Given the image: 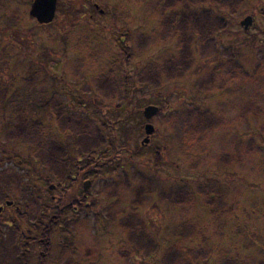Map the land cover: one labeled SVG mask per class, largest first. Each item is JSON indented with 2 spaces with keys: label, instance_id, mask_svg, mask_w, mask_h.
I'll return each mask as SVG.
<instances>
[{
  "label": "rangeland",
  "instance_id": "1",
  "mask_svg": "<svg viewBox=\"0 0 264 264\" xmlns=\"http://www.w3.org/2000/svg\"><path fill=\"white\" fill-rule=\"evenodd\" d=\"M31 1L0 0V87H6V96L10 97L24 83L27 67L33 66L38 70L34 87L56 92L65 105L75 103L82 108L83 112L77 113L85 114L82 117L101 126L105 134L101 150L108 148L82 170L77 187L49 189L39 174L48 175L54 186L58 179L39 161L37 148L9 137L16 121L13 101H0V168L11 166L24 175L29 192L39 195L35 204L49 202V208L70 204L76 200L82 182L90 180L87 197L81 202L85 205L77 208L78 222L69 227L68 233L62 230L65 226L57 225L47 235L51 243L49 258L54 256V264H157L173 243L187 248L213 247L212 254L195 264H217V256L223 253L244 259L243 264H264V0H245L234 13L219 8L218 15L227 19V27L213 37L215 52L203 55L195 44L189 72L163 78L158 86L134 88L130 104L124 98L119 108H114L117 99L97 98L102 105L93 103L96 95L89 91V84L95 74L106 70L110 60L117 63L120 77L134 74L178 50L173 38L140 54L135 52L126 64L121 62L119 34L131 35L128 44L132 48L137 33H153L158 23L154 8L157 0H57L54 18L46 25L29 14ZM94 3L107 13L96 11ZM248 15L252 22L244 30L239 22ZM77 59L87 68L78 66ZM230 59L238 65L240 75L216 86L200 84L206 72ZM22 96L28 101L22 107L26 118L39 119L42 132L55 134L58 125L54 114L48 109L31 108L33 98ZM250 103L257 112L242 117V110ZM147 105L158 107L148 121L142 114ZM188 108L216 114L221 125L181 153L166 119ZM146 122L154 131L149 141L141 144ZM155 150L160 153L159 160L155 159ZM225 155L233 161L222 163ZM118 179L123 181L118 196L96 192L101 182ZM141 182L144 192L136 199ZM216 185L226 206L223 203L214 209L205 200L210 196L201 195L199 190ZM176 188L190 190L191 201L174 204L164 198ZM6 192L10 197L6 199L17 201L19 211L29 218L37 214L35 206H43L28 208L21 194ZM52 195L59 201H53ZM6 199L0 196L1 206ZM129 213L148 225L159 245L156 252L135 251L118 221L110 219L112 214L121 218ZM24 217L18 219L12 208H3L0 214L2 221H13L12 226L20 231L29 230L28 223L34 222ZM183 222L192 226L193 235L175 240L173 227ZM15 227L8 228V237L3 239L9 259L20 246L18 232L12 234ZM33 251L37 253L38 249Z\"/></svg>",
  "mask_w": 264,
  "mask_h": 264
},
{
  "label": "trees",
  "instance_id": "2",
  "mask_svg": "<svg viewBox=\"0 0 264 264\" xmlns=\"http://www.w3.org/2000/svg\"><path fill=\"white\" fill-rule=\"evenodd\" d=\"M244 1L157 0L154 8L158 15V23L157 29L153 33H137L132 39V48L128 44L131 35L129 33L119 34L120 48L118 52L121 62L126 64L135 52L140 54L152 46L168 42L173 38L176 40L178 50L162 56L159 61L146 64L135 71L134 74L125 73L122 77L117 71V63L110 60L108 68L95 74L89 84V91L96 95L93 103L101 106L102 102L98 101L97 98L106 100L117 99L118 102L114 105V108H119L121 107L119 101L126 98L127 105H129L134 95V88L137 89V87L142 85L158 86L163 78L183 75L184 72L188 71L190 63L194 61L193 47L195 44L203 55L215 52L213 37L227 27V19L218 15L217 11H219V8L224 7L234 13ZM103 13L106 14L107 11ZM75 62L78 66H84L79 59L75 60ZM37 71L33 66L27 67L25 71L26 77L23 79L24 83L21 88L11 92L10 97L12 98L6 96L8 93L6 87H0V101L6 102L8 99L13 101L12 111L16 121L9 137L22 144L34 146V149L37 148L36 153L39 154V161L43 163L48 173L54 174L58 179L54 186L55 188L69 187L72 189L78 186L82 170L90 165L91 160L100 157L108 149L105 147L101 150L106 137L101 126L95 125L91 119L82 117L85 114L77 113V111L83 112V110L78 108L75 103L67 106L63 101H60L56 92H49L45 88L37 89V87H34L37 80L35 78ZM74 72L78 73V71ZM239 72L238 65L230 59L228 62L225 61L223 66L216 65L212 67L200 78V84L203 86L207 84L216 86L220 81L223 84L234 76L240 75ZM22 95H28L33 98L31 108L48 109L54 114L58 125V131L55 134L49 135L42 132V123L39 119L26 118L22 107L23 103L28 101L26 96ZM80 103L82 104V102H77V105H80ZM70 112L71 114H69ZM256 112L257 108L250 103L246 109L242 110L241 116L245 117L250 113ZM166 120L171 131V138L174 144L178 146V149L181 150V153L194 143L196 145L199 144L207 132L221 125V120L216 114L202 111L198 108H188L179 113L169 114ZM261 130L264 133V124L261 125ZM154 155L155 159L159 160L160 153L157 150H155ZM221 158L222 163L225 164L233 161V158L228 155ZM39 175L41 176L39 179L49 188L51 179L48 175ZM122 183L121 179L105 180L101 182L96 192L106 197L118 196ZM29 189V182L24 179L23 174L16 172L11 166L0 168L1 199L8 198L9 194L6 191H9L21 194L22 198L26 200L28 207L32 205H50L49 202L48 204L46 202L35 204L36 200H39V195L29 192ZM180 189L171 190V192L165 194L168 196H164V198L174 204L191 201L190 190ZM143 192L144 185L141 182L136 188V199ZM199 193L203 196H210L205 197V200L214 209L222 207L223 203L226 206L222 197L224 195L217 185L204 189L200 188ZM217 200L218 202H216ZM8 201L12 202L13 205H19L15 200L9 199ZM73 203L76 204L74 201L70 202L68 206L71 208L74 205ZM77 205L84 206L85 204L77 202ZM29 219L36 221L34 217L26 218L27 221H30ZM110 219L118 221V225L124 230L127 240L135 251L142 253L156 252L159 245L154 239L153 233L148 229V225L142 219L136 217L134 213L125 214L121 218H118L116 214H112ZM28 227L37 231L42 230V228L30 223H28ZM68 229L69 227H65L62 230L64 233H68ZM172 235L178 241L188 239L193 235V228L188 222L179 223L173 227ZM68 244L69 240L67 241L66 239V245ZM173 244L162 253L161 259L157 264H195L199 259L205 260L208 254L213 253L212 246L209 248L204 246L187 248L181 246L182 244L179 245V243ZM216 260L217 264H243L245 262L244 259L224 253L217 256Z\"/></svg>",
  "mask_w": 264,
  "mask_h": 264
},
{
  "label": "flooded vegetation",
  "instance_id": "3",
  "mask_svg": "<svg viewBox=\"0 0 264 264\" xmlns=\"http://www.w3.org/2000/svg\"><path fill=\"white\" fill-rule=\"evenodd\" d=\"M93 4V8H95L99 13V8L95 7ZM103 13V12H102ZM51 186V187H50ZM49 189L53 188L54 185L50 184ZM88 190V189H87ZM87 190L82 189L76 195V202H82L87 197ZM53 201H59V197L55 198L53 195L51 196ZM5 201V206L0 205V214L3 211V208H12L14 211V215L18 217V219H24L28 217L23 212L19 211V205H13L12 202ZM82 207V205H80ZM79 205H74L72 210H69L68 204L54 207L47 206H35V210H37V214L34 215L36 221L30 223L31 225H36L38 228H42L41 231L34 230L29 228V230L20 231L17 227L12 226L13 221L1 220L0 218V264H54V256L50 257V240L47 237L48 233H53V228L57 225H62L65 227H71L75 225L78 221L75 218L77 215V208ZM30 208V206L28 207ZM4 229H3V226ZM16 228V230L12 231V234L15 232L19 234L20 246L17 247L15 253L11 255V259L8 257V247L7 243L3 240L8 237V228ZM33 233V235H31ZM39 235V236H35ZM18 240V239H17ZM23 241V243H22ZM35 244V245H34ZM45 244V245H44ZM34 245V246H33ZM41 246H44L41 249ZM34 248L38 249V252L35 253Z\"/></svg>",
  "mask_w": 264,
  "mask_h": 264
},
{
  "label": "water",
  "instance_id": "4",
  "mask_svg": "<svg viewBox=\"0 0 264 264\" xmlns=\"http://www.w3.org/2000/svg\"><path fill=\"white\" fill-rule=\"evenodd\" d=\"M57 0H32L29 6V14L36 19L38 23H50L52 22L56 11ZM252 22L251 16H245L240 25L244 29H247ZM158 112V107L154 105H147L143 108V117L148 121L152 116ZM154 131V127L151 123L146 122L144 124V132L146 136L143 138L141 144H145L149 141V135ZM90 185L89 180L83 182V189L87 190ZM51 187V186H50ZM10 203V202H8Z\"/></svg>",
  "mask_w": 264,
  "mask_h": 264
}]
</instances>
